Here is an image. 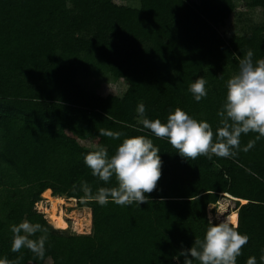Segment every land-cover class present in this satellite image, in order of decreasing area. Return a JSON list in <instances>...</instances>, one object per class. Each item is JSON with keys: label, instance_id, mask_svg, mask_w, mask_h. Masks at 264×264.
<instances>
[{"label": "trees", "instance_id": "trees-1", "mask_svg": "<svg viewBox=\"0 0 264 264\" xmlns=\"http://www.w3.org/2000/svg\"><path fill=\"white\" fill-rule=\"evenodd\" d=\"M0 0V258L20 264H177L182 248L202 238L207 207L236 201L241 234L249 236L237 264L264 250V138L234 158H182L166 139L136 122L143 102L149 119L181 108L218 127L226 81L247 50L264 58V22L224 37L219 29L238 1L264 11V0ZM122 80V96H102L83 81ZM202 76L207 96L188 86ZM83 80V81H82ZM100 129L122 133L118 140ZM143 135L159 148L161 176L150 202L119 206L84 203L81 181L93 192L116 186L91 175L83 155L97 144L113 155L124 138ZM257 133L241 134V147ZM95 139L94 147L82 141ZM75 199L88 208V234L54 230L35 210L41 195ZM27 219L49 228L43 260L10 249V225ZM76 223V222H75ZM67 225V223H65ZM77 224V223H76ZM39 235V234H38ZM183 264V257H179ZM193 264H199L193 261Z\"/></svg>", "mask_w": 264, "mask_h": 264}, {"label": "clouds", "instance_id": "clouds-1", "mask_svg": "<svg viewBox=\"0 0 264 264\" xmlns=\"http://www.w3.org/2000/svg\"><path fill=\"white\" fill-rule=\"evenodd\" d=\"M253 56V51L247 50L244 57L239 59L237 71L226 81V95L217 111L219 122L215 131L208 122L197 121L179 107L169 110L165 123L160 119H149L143 102H139L135 110L137 124L150 130L156 138L166 139L187 160H195L200 156L208 159L213 156L234 158L239 151L248 152L257 141L264 138V58L254 61ZM206 83L199 76L189 84L187 90L195 101L206 98ZM249 133L258 135L241 147V134ZM99 134L113 140L122 136L120 132L106 129H100ZM159 151L153 141L143 135L124 138L111 156L106 147L97 144L94 150L83 155V162L93 177L105 184L114 178L116 186L98 187L93 192L88 182L81 181L79 186H72L73 191L79 189L83 192L80 197L82 202L96 203L102 207L109 202L119 206L149 203V197L145 194L156 189L161 176ZM52 227L54 230L66 228L62 223H55ZM238 228L236 214L218 221L209 218L203 237H196L191 247L182 248L174 259L177 264L179 257H183V264H193L194 260L199 264H237V257L249 241V236L241 234ZM10 231V249L13 253L27 249L35 258L44 259L49 238L48 227L24 219L10 225ZM22 259V256L13 261L6 257L0 258V264H20ZM246 264H257L256 257L249 256ZM260 264H264V250Z\"/></svg>", "mask_w": 264, "mask_h": 264}, {"label": "rangeland", "instance_id": "rangeland-1", "mask_svg": "<svg viewBox=\"0 0 264 264\" xmlns=\"http://www.w3.org/2000/svg\"><path fill=\"white\" fill-rule=\"evenodd\" d=\"M134 1L135 0H132L131 2ZM236 14L237 15L231 16L225 22V25L219 29V32L222 36L228 37L233 34H239L240 31H247L251 27L261 25L264 22V11L260 8H249L246 6L244 1L237 2ZM83 82L86 87L95 89L96 92L102 96H107L111 94L116 96H122L126 89V85L122 80L114 81L109 76L100 78L97 81L95 78H91ZM81 144L86 147H94L96 145V140L89 139L86 141H82ZM41 197L42 200L35 204V207L37 206L39 209L42 206L47 207L49 204L48 198L53 196L49 191L45 194V196H43L42 194ZM61 198L63 199V204H59L58 208L63 213V218L67 223V227L65 229L76 234H88L91 228L90 210L85 207H77L75 199H67L64 197ZM235 201L236 200L234 198H230L228 196L220 197L215 205H209L207 207V218H214L218 221L224 219L230 214H236L237 210ZM41 213L44 215L45 220L49 224L53 225L48 219V215L45 214L42 209ZM55 260L56 256L53 255L45 262V264H54Z\"/></svg>", "mask_w": 264, "mask_h": 264}, {"label": "bare ground", "instance_id": "bare-ground-1", "mask_svg": "<svg viewBox=\"0 0 264 264\" xmlns=\"http://www.w3.org/2000/svg\"><path fill=\"white\" fill-rule=\"evenodd\" d=\"M48 198V197H47ZM48 206L47 207H41L40 209L43 210L45 214L48 215V219L50 222L54 225L55 223H63L65 224V220L63 218V213L58 208L59 204H63V199L61 197H50L48 198ZM43 205V204H42ZM64 212V211H63ZM83 213V212H82ZM74 214V213H73ZM46 215V216H47ZM232 214L228 215L231 216ZM76 216V215H74ZM68 218V217H67ZM79 219V218H78Z\"/></svg>", "mask_w": 264, "mask_h": 264}, {"label": "built area", "instance_id": "built-area-1", "mask_svg": "<svg viewBox=\"0 0 264 264\" xmlns=\"http://www.w3.org/2000/svg\"><path fill=\"white\" fill-rule=\"evenodd\" d=\"M35 210H36L38 213H41V209H39L37 206L35 207Z\"/></svg>", "mask_w": 264, "mask_h": 264}, {"label": "snow or ice", "instance_id": "snow-or-ice-1", "mask_svg": "<svg viewBox=\"0 0 264 264\" xmlns=\"http://www.w3.org/2000/svg\"><path fill=\"white\" fill-rule=\"evenodd\" d=\"M63 224V223H62ZM65 226L67 227V225L65 224Z\"/></svg>", "mask_w": 264, "mask_h": 264}]
</instances>
